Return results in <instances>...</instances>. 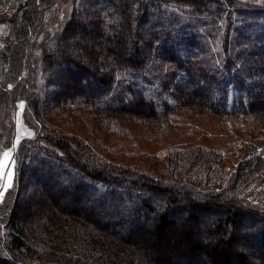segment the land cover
<instances>
[{"label":"trees","instance_id":"1","mask_svg":"<svg viewBox=\"0 0 264 264\" xmlns=\"http://www.w3.org/2000/svg\"><path fill=\"white\" fill-rule=\"evenodd\" d=\"M5 151L0 264H264V0H0Z\"/></svg>","mask_w":264,"mask_h":264},{"label":"rangeland","instance_id":"2","mask_svg":"<svg viewBox=\"0 0 264 264\" xmlns=\"http://www.w3.org/2000/svg\"><path fill=\"white\" fill-rule=\"evenodd\" d=\"M71 11H72V6L70 3L65 4V5H63V7H61V11L58 14H56L55 18L53 19V25L56 27L55 29H61L66 24V22L70 18ZM51 33L55 34L56 32L53 30ZM45 35L46 34H44V36ZM44 36L41 39H43ZM153 94H154V96L156 95L155 92ZM22 113H23V108H21L19 106L18 114L16 115V125H17L16 137H18V138L31 137L32 136L31 132L27 131L26 129H21V125H22L21 115H22ZM184 115L187 116V117H184V119H186L185 123L189 122L190 120L194 123V125L192 123H189L190 129L188 128V130L186 131V134L189 131H193L192 138H195V137H197V139L202 138V135L200 133V131L203 130L202 125H204L205 127L206 126L208 127L207 130H209V134L208 133L207 134L213 138L209 139V140H200L199 142H206V144H208L209 146L220 147V144H223V143L228 144V142L230 141V139H228V137L226 135H223L222 131H219L218 125L216 123H214L213 121H207V120L201 121V120H199V122H198V119L194 120L192 117H189V115H187V114H184ZM177 121L180 122L181 120L178 119ZM201 122H202V124H200ZM182 130H183V127L179 128L177 133H174L172 135V137H169L170 138L169 141H175V145L177 144V140H178L177 138L178 137H180L184 141L185 138L183 139L182 135L180 134L182 132ZM29 133L31 135H29ZM113 143L115 144L114 147L111 145H107V144H99V145H97V148L102 154L107 155L108 158L111 157L116 162H118V163L122 162L125 165H132L136 161L134 159L136 157L140 156L139 152L136 151L135 153H133V151H132V148H136L138 150H141L137 144L131 145L130 143H128L127 141H124V140L123 141L115 140V141H113ZM133 146H135V147H133ZM140 147H141V145H140ZM223 149L225 151L227 164L229 167H232L233 164H236V161L233 158L231 152H229L228 148L223 147ZM123 156H125V158H126L125 160L122 159ZM0 159H4L3 155L0 157ZM0 191H2L1 183H0ZM248 191H250V197H249L250 199H253L255 202H258V203H261L262 205H264V177L259 183L251 186L248 189ZM4 197H5V194L3 195V198L0 199V204H1L2 200L4 199ZM154 243H156V242H154L151 239L150 242L148 243V245L150 244V246L155 248ZM140 245L144 249V244L140 243ZM165 259H168V257H165Z\"/></svg>","mask_w":264,"mask_h":264},{"label":"snow or ice","instance_id":"3","mask_svg":"<svg viewBox=\"0 0 264 264\" xmlns=\"http://www.w3.org/2000/svg\"><path fill=\"white\" fill-rule=\"evenodd\" d=\"M20 107L23 108V104H21ZM29 135H31V134L29 133ZM17 142H19V141H17ZM13 147H15V145H13ZM11 156H12L11 151L3 152V158L4 159H0V177H3V175H4L5 161L10 159ZM11 164L13 166L15 165L14 159L11 160ZM7 175H8L9 183H7L3 186L5 190H7V188H10L12 186L11 180H12L14 173L12 171H9ZM3 195H4V193L2 191H0V199L3 198Z\"/></svg>","mask_w":264,"mask_h":264},{"label":"crops","instance_id":"4","mask_svg":"<svg viewBox=\"0 0 264 264\" xmlns=\"http://www.w3.org/2000/svg\"><path fill=\"white\" fill-rule=\"evenodd\" d=\"M11 153H12V152H11ZM12 159H14L13 153H12L11 158L5 161L4 175H3V177H0V180H1V188H2V191H3L4 194H5L6 191L9 189V188H7V190H5L4 187H3L5 184L9 183L8 175H7L8 172H9V171H12V172L15 174V165L13 166V165L11 164V160H12ZM13 182H14V175H13L12 180H11V184H12V185H13ZM11 187H12V186H11ZM11 187H10V188H11Z\"/></svg>","mask_w":264,"mask_h":264}]
</instances>
